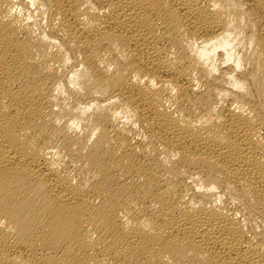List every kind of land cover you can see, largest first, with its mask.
<instances>
[{
    "label": "bare ground",
    "instance_id": "bare-ground-1",
    "mask_svg": "<svg viewBox=\"0 0 264 264\" xmlns=\"http://www.w3.org/2000/svg\"><path fill=\"white\" fill-rule=\"evenodd\" d=\"M0 264H264V0H0Z\"/></svg>",
    "mask_w": 264,
    "mask_h": 264
}]
</instances>
